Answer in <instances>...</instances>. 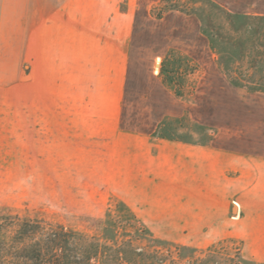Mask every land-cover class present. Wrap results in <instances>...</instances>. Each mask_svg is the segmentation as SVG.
Returning a JSON list of instances; mask_svg holds the SVG:
<instances>
[{"label": "rangeland", "instance_id": "1", "mask_svg": "<svg viewBox=\"0 0 264 264\" xmlns=\"http://www.w3.org/2000/svg\"><path fill=\"white\" fill-rule=\"evenodd\" d=\"M61 1L71 9L58 14L56 41L106 42L110 24H120L104 14L96 27L98 0H80L74 15L73 0ZM47 2L1 0V39L18 32L17 41H0L9 75L26 64L25 6L35 22ZM162 5L200 18L231 85L264 93V17L208 0ZM66 15L80 26H66ZM180 68L170 79L178 91ZM14 99L0 91V264H264V160L211 149L213 131L186 117L149 137L32 138Z\"/></svg>", "mask_w": 264, "mask_h": 264}, {"label": "crops", "instance_id": "2", "mask_svg": "<svg viewBox=\"0 0 264 264\" xmlns=\"http://www.w3.org/2000/svg\"><path fill=\"white\" fill-rule=\"evenodd\" d=\"M103 1L95 3L96 27L104 14H111L112 20L117 16L120 23L110 24L106 42L56 41L58 14L71 9L61 0H48L35 22L33 6H25L24 30L29 36L22 39L20 51L25 68L9 75L2 65L10 61L0 60V91L19 96L12 104L24 111L29 136L149 137L164 121L186 117L213 131L211 149L264 160V93H242L230 84L197 15L166 8L162 4L167 0H125L122 7L118 0ZM209 1L231 14L264 17V0ZM79 2L73 0V15ZM86 2L93 5L94 0ZM64 17L61 20L72 29L81 24ZM16 25L7 24L12 30ZM1 29L0 18V41H17L16 30L6 31L1 39ZM178 66L180 72L184 67L179 91L170 82L171 70Z\"/></svg>", "mask_w": 264, "mask_h": 264}, {"label": "trees", "instance_id": "3", "mask_svg": "<svg viewBox=\"0 0 264 264\" xmlns=\"http://www.w3.org/2000/svg\"><path fill=\"white\" fill-rule=\"evenodd\" d=\"M209 1V0H208ZM211 2V1H210ZM211 3H213V2H211ZM213 4H215V3H213ZM215 5H217V4H215ZM218 6V5H217ZM218 7H220V6H218ZM233 15H240V14H233Z\"/></svg>", "mask_w": 264, "mask_h": 264}, {"label": "water", "instance_id": "4", "mask_svg": "<svg viewBox=\"0 0 264 264\" xmlns=\"http://www.w3.org/2000/svg\"><path fill=\"white\" fill-rule=\"evenodd\" d=\"M233 210H234V211H237V206H235Z\"/></svg>", "mask_w": 264, "mask_h": 264}]
</instances>
